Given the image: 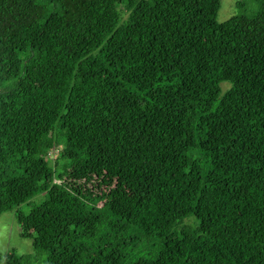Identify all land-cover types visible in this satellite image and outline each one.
I'll list each match as a JSON object with an SVG mask.
<instances>
[{"label": "trees", "instance_id": "1", "mask_svg": "<svg viewBox=\"0 0 264 264\" xmlns=\"http://www.w3.org/2000/svg\"><path fill=\"white\" fill-rule=\"evenodd\" d=\"M253 1L0 0V215L43 264H264Z\"/></svg>", "mask_w": 264, "mask_h": 264}, {"label": "rangeland", "instance_id": "2", "mask_svg": "<svg viewBox=\"0 0 264 264\" xmlns=\"http://www.w3.org/2000/svg\"><path fill=\"white\" fill-rule=\"evenodd\" d=\"M239 0H221V7L218 12V20L224 21L231 16L239 13V8L237 5ZM247 2L250 8L249 11L257 10L258 4L253 0H244ZM254 8V9H253ZM228 83H224L223 87L227 88ZM58 149L56 148L52 152V156L56 154ZM47 193L40 194L35 197L37 203L41 202ZM26 209V207H24ZM21 226V223L17 220L15 216V210H9L0 215V252H2L3 257H7L13 252L18 255H28L31 254L33 257L31 264H43L46 260V254L44 252L36 251L34 243V231L32 229L26 230Z\"/></svg>", "mask_w": 264, "mask_h": 264}]
</instances>
